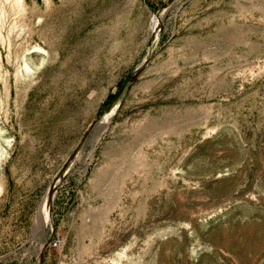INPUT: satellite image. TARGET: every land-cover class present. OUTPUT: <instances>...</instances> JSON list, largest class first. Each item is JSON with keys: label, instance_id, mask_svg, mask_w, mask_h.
Returning a JSON list of instances; mask_svg holds the SVG:
<instances>
[{"label": "rangeland", "instance_id": "obj_1", "mask_svg": "<svg viewBox=\"0 0 264 264\" xmlns=\"http://www.w3.org/2000/svg\"><path fill=\"white\" fill-rule=\"evenodd\" d=\"M0 264H264V0H0Z\"/></svg>", "mask_w": 264, "mask_h": 264}, {"label": "bare ground", "instance_id": "obj_2", "mask_svg": "<svg viewBox=\"0 0 264 264\" xmlns=\"http://www.w3.org/2000/svg\"><path fill=\"white\" fill-rule=\"evenodd\" d=\"M27 65V64H26ZM116 103V102H115ZM118 103V102H117ZM115 104H112L110 106V108L108 109V111L105 113L104 115V119L108 120L110 119V117L112 116L113 110L115 108ZM103 122V121H102ZM49 190V189H48ZM47 190V191H48ZM54 192L55 189L54 187H52L48 192L47 195H45V200L42 203V206L40 208V217H42V220L44 222H48V223H52L51 221V207H52V202H53V197H54ZM45 225V224H44ZM48 225V224H47Z\"/></svg>", "mask_w": 264, "mask_h": 264}, {"label": "built area", "instance_id": "obj_3", "mask_svg": "<svg viewBox=\"0 0 264 264\" xmlns=\"http://www.w3.org/2000/svg\"><path fill=\"white\" fill-rule=\"evenodd\" d=\"M52 244H53L54 246H56V245L58 244V242H57V241H53Z\"/></svg>", "mask_w": 264, "mask_h": 264}, {"label": "trees", "instance_id": "obj_4", "mask_svg": "<svg viewBox=\"0 0 264 264\" xmlns=\"http://www.w3.org/2000/svg\"><path fill=\"white\" fill-rule=\"evenodd\" d=\"M108 98L110 101H112L114 97H112V95H110Z\"/></svg>", "mask_w": 264, "mask_h": 264}]
</instances>
